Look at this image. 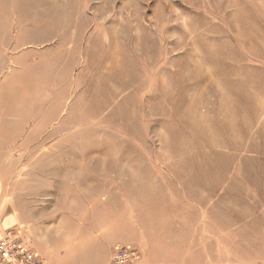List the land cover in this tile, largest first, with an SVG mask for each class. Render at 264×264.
<instances>
[{"label":"rangeland","instance_id":"rangeland-1","mask_svg":"<svg viewBox=\"0 0 264 264\" xmlns=\"http://www.w3.org/2000/svg\"><path fill=\"white\" fill-rule=\"evenodd\" d=\"M0 14L6 111L32 127L0 220L18 212L29 243L23 223L49 205L51 221L85 211L112 258L170 198L186 214L195 201L209 253L241 237L264 264V0H0ZM127 250L115 264H143Z\"/></svg>","mask_w":264,"mask_h":264},{"label":"crops","instance_id":"crops-1","mask_svg":"<svg viewBox=\"0 0 264 264\" xmlns=\"http://www.w3.org/2000/svg\"><path fill=\"white\" fill-rule=\"evenodd\" d=\"M5 22L6 16L0 14V23L4 26ZM4 48L5 42L2 44L1 41L0 52ZM2 83L4 80L0 81V85ZM18 83L23 84L24 81ZM5 95L6 91L0 87V195L3 198L11 196L9 181H12L15 194H18L15 195L13 190V196L17 198L22 196V152L23 143L26 142L23 138L27 139L25 135L31 132L32 127L30 130L22 127L20 104L12 105L14 111L7 113ZM195 203L190 201L185 206L188 207L186 214L181 200L170 198L165 203L167 207L160 208L163 212L158 213L152 231L143 236L140 233L142 239L128 241L130 243L123 244V247L139 249L143 264H213L215 261L221 264H255L262 259L261 252L246 254V241L241 237L220 238L215 241V245H230L233 248L225 250V253H209V242L214 244L213 240L209 241V204L198 206ZM48 207L29 223H23L29 224L30 246L43 261L47 264H112V255L103 249L101 226L99 229L95 226L86 229L88 226L83 218L85 211L70 212L71 221L67 219L64 222L63 217L51 221L49 216H43L51 212V205ZM17 214L14 211L5 215L2 222L0 220V236L8 229L20 228L22 222ZM252 244L260 245L262 241L256 238Z\"/></svg>","mask_w":264,"mask_h":264},{"label":"built area","instance_id":"built-area-1","mask_svg":"<svg viewBox=\"0 0 264 264\" xmlns=\"http://www.w3.org/2000/svg\"><path fill=\"white\" fill-rule=\"evenodd\" d=\"M16 230L15 228L8 229L0 236V264H47L29 243L20 238ZM137 253L136 250H117L112 257V263L115 264L117 259Z\"/></svg>","mask_w":264,"mask_h":264}]
</instances>
